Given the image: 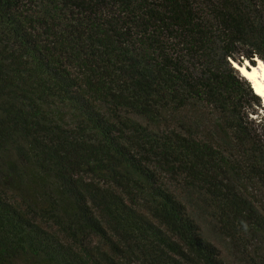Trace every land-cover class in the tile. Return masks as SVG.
<instances>
[{
	"label": "trees",
	"instance_id": "16d2710c",
	"mask_svg": "<svg viewBox=\"0 0 264 264\" xmlns=\"http://www.w3.org/2000/svg\"><path fill=\"white\" fill-rule=\"evenodd\" d=\"M264 0H0V264H264Z\"/></svg>",
	"mask_w": 264,
	"mask_h": 264
},
{
	"label": "bare ground",
	"instance_id": "6f19581e",
	"mask_svg": "<svg viewBox=\"0 0 264 264\" xmlns=\"http://www.w3.org/2000/svg\"><path fill=\"white\" fill-rule=\"evenodd\" d=\"M256 65L248 69L247 61L243 66L234 63V67L238 68L242 77H244L251 85L258 96L264 99V61L256 59Z\"/></svg>",
	"mask_w": 264,
	"mask_h": 264
},
{
	"label": "rangeland",
	"instance_id": "374dc122",
	"mask_svg": "<svg viewBox=\"0 0 264 264\" xmlns=\"http://www.w3.org/2000/svg\"><path fill=\"white\" fill-rule=\"evenodd\" d=\"M261 107H263L262 105V102H261ZM251 118L253 120H255L256 122H259L260 119H263L264 118V109H259L257 110V114L256 115H253L251 116ZM260 136L262 138V140L264 141V132L263 131H260ZM223 255L225 256V258L230 262V264H241L240 262H238L237 259H233L231 258L227 251L223 249Z\"/></svg>",
	"mask_w": 264,
	"mask_h": 264
},
{
	"label": "water",
	"instance_id": "95a60500",
	"mask_svg": "<svg viewBox=\"0 0 264 264\" xmlns=\"http://www.w3.org/2000/svg\"><path fill=\"white\" fill-rule=\"evenodd\" d=\"M254 61H255V64L253 65V64H251L250 62H248L247 61V64H248V69H250V68H252V67H254L255 65H256V62H257V60L256 59H254ZM230 63L233 65V67H234V62H232V61H230ZM238 65V64H237ZM239 66V65H238ZM240 67V66H239ZM236 68V67H235ZM237 70H239L238 68H236ZM252 87V86H251Z\"/></svg>",
	"mask_w": 264,
	"mask_h": 264
}]
</instances>
